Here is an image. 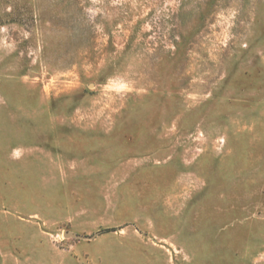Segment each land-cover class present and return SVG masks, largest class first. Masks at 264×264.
<instances>
[{"label":"rangeland","instance_id":"374dc122","mask_svg":"<svg viewBox=\"0 0 264 264\" xmlns=\"http://www.w3.org/2000/svg\"><path fill=\"white\" fill-rule=\"evenodd\" d=\"M0 264H264V0H0Z\"/></svg>","mask_w":264,"mask_h":264},{"label":"water","instance_id":"95a60500","mask_svg":"<svg viewBox=\"0 0 264 264\" xmlns=\"http://www.w3.org/2000/svg\"><path fill=\"white\" fill-rule=\"evenodd\" d=\"M64 237H74V238H90L89 236H82L71 231H63Z\"/></svg>","mask_w":264,"mask_h":264},{"label":"trees","instance_id":"16d2710c","mask_svg":"<svg viewBox=\"0 0 264 264\" xmlns=\"http://www.w3.org/2000/svg\"><path fill=\"white\" fill-rule=\"evenodd\" d=\"M70 1H72V0H67V2H70Z\"/></svg>","mask_w":264,"mask_h":264}]
</instances>
